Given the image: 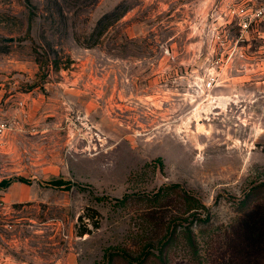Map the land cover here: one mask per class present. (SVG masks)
<instances>
[{"label":"rangeland","instance_id":"obj_1","mask_svg":"<svg viewBox=\"0 0 264 264\" xmlns=\"http://www.w3.org/2000/svg\"><path fill=\"white\" fill-rule=\"evenodd\" d=\"M240 1L0 0V182H30L2 216L5 240L27 238L6 264H241L232 233L264 204V65L236 73L214 40Z\"/></svg>","mask_w":264,"mask_h":264},{"label":"built area","instance_id":"obj_2","mask_svg":"<svg viewBox=\"0 0 264 264\" xmlns=\"http://www.w3.org/2000/svg\"><path fill=\"white\" fill-rule=\"evenodd\" d=\"M226 17L230 18L227 23L228 25L235 23L237 28L235 38L228 39L229 26L220 25L224 35L219 36L217 33L214 40L217 42L219 48L223 50L227 62L237 60L238 63H241L239 64V68L233 71L248 74L255 67L259 68L261 65H264V0H241L228 9ZM256 39L262 40L263 47L257 49L255 52L259 55L258 59L253 63H249V56H253L250 50ZM219 61H221V58ZM227 82V80L223 79L221 73H219L211 76L206 83L205 89L210 91ZM8 130H10L8 123L0 122V136L4 135ZM4 207V203L0 200V210Z\"/></svg>","mask_w":264,"mask_h":264},{"label":"trees","instance_id":"obj_3","mask_svg":"<svg viewBox=\"0 0 264 264\" xmlns=\"http://www.w3.org/2000/svg\"><path fill=\"white\" fill-rule=\"evenodd\" d=\"M120 9L121 5H118L112 12L104 15L98 21L96 27V31H98V38L109 26L120 19L122 16V11H120ZM15 181L30 184L29 181L22 178L17 180L5 179L0 182V189H7ZM52 185L55 187H62L66 186V183L59 180L54 181ZM184 197L188 198L190 202L195 203L200 208H204V205L192 198V196ZM198 209L199 208H193L191 210H195L193 213H197L196 211ZM96 226L98 225L96 224ZM188 229L189 228L186 229L187 232L185 233L186 239L194 247L195 243L193 236ZM87 232L88 231L84 230L81 234H85ZM232 237L233 238L231 239V243H229V245L231 246L230 249L233 256L237 257L238 262L241 264H264V204L255 206L245 214L239 228L233 231Z\"/></svg>","mask_w":264,"mask_h":264},{"label":"crops","instance_id":"obj_4","mask_svg":"<svg viewBox=\"0 0 264 264\" xmlns=\"http://www.w3.org/2000/svg\"><path fill=\"white\" fill-rule=\"evenodd\" d=\"M28 189L24 185H17L12 184L7 189H0V200L4 203L5 207L0 210V228H3L5 231H13L14 225L13 222H8L6 225H3L2 216L8 217L11 214L14 213L9 212L7 206H10V204H20L27 200L28 197ZM11 217V216H10ZM27 242L26 237H22L19 233L11 235L10 238L5 240L3 238L2 231L0 229V264H6L8 260H11V257L9 255H6V249H14L17 248L18 245L22 243ZM2 244H5L6 246L3 247ZM5 262V263H4ZM24 264V263H23Z\"/></svg>","mask_w":264,"mask_h":264},{"label":"bare ground","instance_id":"obj_5","mask_svg":"<svg viewBox=\"0 0 264 264\" xmlns=\"http://www.w3.org/2000/svg\"><path fill=\"white\" fill-rule=\"evenodd\" d=\"M212 99H214L213 97L211 98V100ZM208 108V107H207ZM205 109V111L207 112V114L210 116V114H213L214 112H211V111H213V110H215V109H223V110H225V106L224 105H219V106H213V107H210V108H208V109ZM209 118V117H208ZM204 132L206 133L207 132V130H204Z\"/></svg>","mask_w":264,"mask_h":264}]
</instances>
